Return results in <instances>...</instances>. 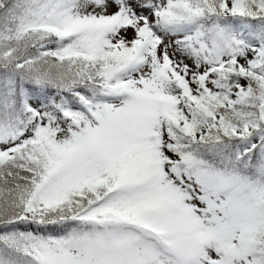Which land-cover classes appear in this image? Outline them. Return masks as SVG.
Here are the masks:
<instances>
[{
  "label": "snow or ice",
  "instance_id": "snow-or-ice-1",
  "mask_svg": "<svg viewBox=\"0 0 264 264\" xmlns=\"http://www.w3.org/2000/svg\"><path fill=\"white\" fill-rule=\"evenodd\" d=\"M0 264H264V0H0Z\"/></svg>",
  "mask_w": 264,
  "mask_h": 264
}]
</instances>
